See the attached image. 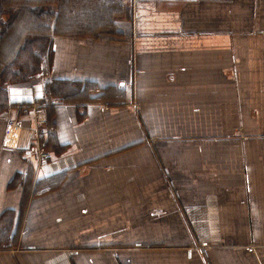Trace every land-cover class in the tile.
<instances>
[{
	"label": "crops",
	"instance_id": "crops-1",
	"mask_svg": "<svg viewBox=\"0 0 264 264\" xmlns=\"http://www.w3.org/2000/svg\"><path fill=\"white\" fill-rule=\"evenodd\" d=\"M23 1L50 80L0 90V264H264V0ZM31 102L41 162L29 113L2 145Z\"/></svg>",
	"mask_w": 264,
	"mask_h": 264
},
{
	"label": "trees",
	"instance_id": "trees-1",
	"mask_svg": "<svg viewBox=\"0 0 264 264\" xmlns=\"http://www.w3.org/2000/svg\"><path fill=\"white\" fill-rule=\"evenodd\" d=\"M0 8L6 10L7 13H11L14 9L12 5H2L0 3ZM2 9V11H3ZM10 22L3 23L2 28L5 31L8 30V24ZM50 38L47 35H41L37 37H27L23 43L16 47L13 54L8 59L7 63L2 62L0 64V90L5 88L8 81L14 80L16 82L30 80L33 77L45 76L47 74L46 59L48 54ZM52 81L47 82L44 86L45 93H53ZM60 93V92H59ZM58 94V93H56ZM57 149L53 145H44V151ZM8 231V229L6 228ZM0 247H2L0 245Z\"/></svg>",
	"mask_w": 264,
	"mask_h": 264
},
{
	"label": "rangeland",
	"instance_id": "rangeland-1",
	"mask_svg": "<svg viewBox=\"0 0 264 264\" xmlns=\"http://www.w3.org/2000/svg\"><path fill=\"white\" fill-rule=\"evenodd\" d=\"M65 1L66 0H60V2H62V3H64ZM77 1H79V3L81 4L80 0H77ZM19 3H21L20 5L24 6L25 8H27V6L33 5V4H28L27 1L24 2L23 0H21ZM20 5L14 4V5H12V8L16 9V8L20 7ZM62 8H63V6H62ZM2 9L3 8H0V55L2 58L3 57L6 58V60H4V62L2 61L5 65V63H7L10 56L13 54L16 47L21 45L23 43V41L25 40V38L31 37V36L37 37V36H41V35H36V31L34 29L35 19L28 18L29 16L26 14L27 13L26 9L20 10V13L17 15H13L12 13H7V14H9L8 19H5L2 17V16H6V10L3 9V11H2ZM14 16H16V17H14ZM7 21L10 23L7 25L8 26L7 33H6V31L4 33L2 25H3V23H6ZM62 21H64V20H62ZM20 32L25 33V34L27 33L28 35L19 36L18 34H20ZM46 75L50 76V73H47ZM40 107H42L41 113H34V114L32 112L29 113V114H31L29 118H30V122H31L33 138H35V141L37 140L38 135H39V132H36V130H40V128H42L43 126H46L45 124L40 125L37 121L39 115L42 117L46 116L43 106L40 105ZM16 111L18 114L16 117L17 119H19L20 118L19 116L22 114H28L27 111H24V107H22V106L18 107V109H16ZM21 133H22V129H21ZM36 144H37L36 146H37L39 152H48V151L43 150L42 145H40V143L37 142ZM9 247H12V246L6 244V249H8Z\"/></svg>",
	"mask_w": 264,
	"mask_h": 264
},
{
	"label": "built area",
	"instance_id": "built-area-1",
	"mask_svg": "<svg viewBox=\"0 0 264 264\" xmlns=\"http://www.w3.org/2000/svg\"><path fill=\"white\" fill-rule=\"evenodd\" d=\"M46 79L50 80V77L47 76ZM21 106L24 107V111H27L28 113L32 112L34 114V113L42 112V107H40V104H36L35 102H31L29 104H23ZM37 121L40 125L42 124L46 125L47 118L46 116L42 117L39 115ZM6 122H7V126H6V131L3 137L2 145L6 148L15 149L18 147V144H19L22 125L17 118H11L7 116H6ZM36 132H39V130H36ZM27 152L32 153V150L27 149ZM35 153L37 155L38 161L40 162L43 161V159H46L49 157L48 152H39L38 148H36Z\"/></svg>",
	"mask_w": 264,
	"mask_h": 264
}]
</instances>
